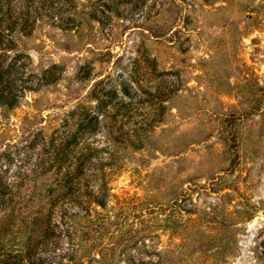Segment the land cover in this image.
<instances>
[{
  "label": "rangeland",
  "instance_id": "rangeland-1",
  "mask_svg": "<svg viewBox=\"0 0 264 264\" xmlns=\"http://www.w3.org/2000/svg\"><path fill=\"white\" fill-rule=\"evenodd\" d=\"M35 1L9 57L35 90L0 105V175L17 182L72 110L111 101L101 120L118 114L113 130L142 148L106 168L108 204L82 220L103 235L81 264H264V0H73L76 22L70 1Z\"/></svg>",
  "mask_w": 264,
  "mask_h": 264
},
{
  "label": "trees",
  "instance_id": "trees-1",
  "mask_svg": "<svg viewBox=\"0 0 264 264\" xmlns=\"http://www.w3.org/2000/svg\"><path fill=\"white\" fill-rule=\"evenodd\" d=\"M68 1L70 20L76 22V17L84 12L71 4L73 0ZM35 4V0H0V105L8 110L19 107L25 93L35 90L32 85L18 84L22 66L17 57L22 54L9 60L10 52L17 49L14 35L21 32L30 36L42 16ZM55 80L56 77L43 76L41 83L48 85ZM124 88L128 91V84ZM108 93L116 96L114 90ZM96 99L97 111L81 105L70 112L66 129L55 131L44 142L43 152L29 173L17 182L0 175V264H70L68 260L81 264L83 255L94 249L92 242L103 235L101 226L91 217L87 225H82L84 211L91 209L92 202L102 207L108 204L106 168L112 173L124 168L121 151L127 145L141 149L142 143L139 145L132 136L113 130L118 114L110 112L112 120L108 125L103 122L98 112L111 101ZM105 129L112 144L102 146L98 135ZM141 131L138 128L135 132ZM39 178L43 193L27 191L29 186L23 191L28 182L35 185ZM63 238L72 249L60 252L56 259L53 256L62 247Z\"/></svg>",
  "mask_w": 264,
  "mask_h": 264
}]
</instances>
